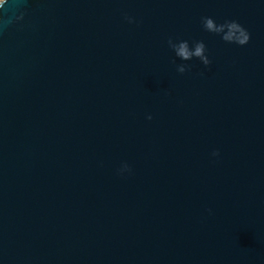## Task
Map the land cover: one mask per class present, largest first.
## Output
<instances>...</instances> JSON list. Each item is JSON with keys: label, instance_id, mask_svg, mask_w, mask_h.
<instances>
[{"label": "water", "instance_id": "1", "mask_svg": "<svg viewBox=\"0 0 264 264\" xmlns=\"http://www.w3.org/2000/svg\"><path fill=\"white\" fill-rule=\"evenodd\" d=\"M0 264H264V0H1Z\"/></svg>", "mask_w": 264, "mask_h": 264}, {"label": "clouds", "instance_id": "2", "mask_svg": "<svg viewBox=\"0 0 264 264\" xmlns=\"http://www.w3.org/2000/svg\"><path fill=\"white\" fill-rule=\"evenodd\" d=\"M125 19L129 23L136 22L135 18L131 16L125 15ZM201 23L205 31L219 35L221 39L227 43H235L243 46L247 44L250 40V33L237 20H224L221 23H217V21L213 17L204 16L201 18ZM167 43L169 48L174 51L175 56L183 61H189L193 58H198L205 66L211 64V60L207 55L206 45L202 40L193 41L190 46L188 40H175L172 37H169ZM173 63H175V61H173ZM190 68L191 65L189 64L181 63L176 65V69L179 73H184L190 70ZM151 118V115H149L148 119ZM212 155L218 156L219 151L214 150ZM118 171L121 174L125 171L131 172V167L125 162L121 165V168Z\"/></svg>", "mask_w": 264, "mask_h": 264}, {"label": "rangeland", "instance_id": "3", "mask_svg": "<svg viewBox=\"0 0 264 264\" xmlns=\"http://www.w3.org/2000/svg\"><path fill=\"white\" fill-rule=\"evenodd\" d=\"M1 1V0H0Z\"/></svg>", "mask_w": 264, "mask_h": 264}]
</instances>
